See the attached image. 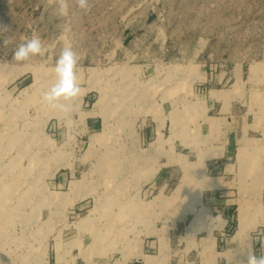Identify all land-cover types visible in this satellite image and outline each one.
Wrapping results in <instances>:
<instances>
[{"label":"rangeland","instance_id":"obj_1","mask_svg":"<svg viewBox=\"0 0 264 264\" xmlns=\"http://www.w3.org/2000/svg\"><path fill=\"white\" fill-rule=\"evenodd\" d=\"M66 2L0 0V264L261 255L264 0ZM33 32L45 56L15 61ZM65 45L81 92L59 110Z\"/></svg>","mask_w":264,"mask_h":264},{"label":"clouds","instance_id":"obj_2","mask_svg":"<svg viewBox=\"0 0 264 264\" xmlns=\"http://www.w3.org/2000/svg\"><path fill=\"white\" fill-rule=\"evenodd\" d=\"M77 6L88 12L91 10L89 0H76ZM68 14V5L66 0H59V16ZM9 29L6 26L0 25V33L6 32ZM5 45L9 43L8 39L3 41ZM47 48L43 44L39 35L35 32L30 38H25L24 42L20 43L13 52V59L17 62H26L36 56H45ZM78 55L74 48L70 45H65L54 64L55 82L50 88L42 93V101L50 105L53 109L66 110L67 102L73 100L80 95L81 85L78 83L77 76ZM257 238L264 249V234H257ZM246 264H264V251L261 255H256L249 246Z\"/></svg>","mask_w":264,"mask_h":264},{"label":"bare ground","instance_id":"obj_3","mask_svg":"<svg viewBox=\"0 0 264 264\" xmlns=\"http://www.w3.org/2000/svg\"><path fill=\"white\" fill-rule=\"evenodd\" d=\"M245 212V211H244ZM263 213V212H262ZM246 216V215H245ZM243 219V218H242ZM248 219V216H247ZM247 221V220H246ZM246 223V222H244ZM244 223L243 220L240 221V227L239 230L237 232V234L235 235V239H240L241 238V234L244 233ZM246 231V230H245Z\"/></svg>","mask_w":264,"mask_h":264}]
</instances>
